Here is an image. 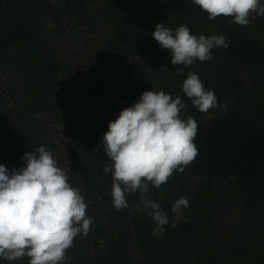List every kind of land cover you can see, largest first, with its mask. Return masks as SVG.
<instances>
[{
	"label": "trees",
	"instance_id": "obj_1",
	"mask_svg": "<svg viewBox=\"0 0 264 264\" xmlns=\"http://www.w3.org/2000/svg\"><path fill=\"white\" fill-rule=\"evenodd\" d=\"M88 1L0 0V70L11 67L18 73L17 95L9 81L0 75V86L7 89L6 93L0 94V164L9 172L13 169L12 162H19L24 155L29 144L25 135L36 129L35 119L42 114L56 113L65 105L61 86H67L69 82L63 76L64 65L49 41L42 15L45 13L53 30H60L65 17L86 15ZM100 1L103 4L100 12L112 23L114 30L108 45L97 52V57H102L105 64L114 65L115 50H140L141 56L157 69L163 67L168 84H174L177 94L184 93L182 82L189 72L197 73L205 88L215 91L217 100L222 98L225 88H229L230 93L237 92L241 81L233 68L229 74L224 73L208 84L197 60L187 68L171 64L170 51L162 49L151 35L156 23H164L165 27L169 23L173 30L186 24L195 35L215 31L217 35L228 37L229 47L220 48L224 63L234 68L260 64L261 77L264 78V42L261 41L264 16L251 20L247 26H240L232 17L218 16L209 20L208 14L192 0H169L170 19L166 24V8L162 0ZM181 68L183 75L178 74ZM96 75L97 78L84 90L92 112L69 105L61 118L69 137L82 150L83 158L95 162L92 166L84 164L79 151L67 147L76 163L74 171L85 189L86 216L93 218L88 234H92L96 248L93 256L87 251L89 259H83L79 255L81 247L77 236L72 248L78 253L70 264H264V255L254 253L249 247L253 236L264 232V118L249 117L243 109L231 106L226 112L205 121L203 117L209 110L201 112L190 105L191 101L186 102L188 108L181 112V118L191 116L198 124L194 139L198 155L184 172L174 171L159 189L149 182L145 193L168 216V224L158 226L142 206L137 209L141 205L136 204L137 194H129L135 204L132 215L113 213L102 206L106 202L116 211L109 187L102 177L109 175L103 172L105 164H111L101 143L103 134L108 130L109 121H114L121 109L131 107L142 92H154L155 74L147 66L138 64L110 78L99 72ZM6 96H10L11 104L6 102ZM8 114L13 131L10 130ZM221 188L226 191L215 204L212 195ZM232 192L247 215L233 226L232 232L238 234L234 239L225 238L210 227L229 210L230 199L226 195ZM182 194L192 197L184 219L171 211L172 203ZM254 211L257 212L256 223ZM157 227L159 234L155 232ZM129 231L141 253L137 263L131 258L127 240ZM192 237L204 240L208 251L192 256L188 262L184 255L177 259L176 252H183ZM99 241L104 247H99ZM0 264H16V261L0 258Z\"/></svg>",
	"mask_w": 264,
	"mask_h": 264
},
{
	"label": "clouds",
	"instance_id": "obj_2",
	"mask_svg": "<svg viewBox=\"0 0 264 264\" xmlns=\"http://www.w3.org/2000/svg\"><path fill=\"white\" fill-rule=\"evenodd\" d=\"M192 2L208 14L209 20L232 17L235 24L247 26L264 16L261 0ZM151 35L162 49L170 51L171 64L185 68L196 60L210 61L214 48H227L230 43L223 34H192L186 24L173 30L156 23ZM178 74H184L183 68ZM182 90L201 112L216 107L227 110L195 72L187 74ZM187 108L180 96L173 98L163 90H148L109 121L101 143L111 164H105L103 172L111 175L112 203L117 211L128 207L126 194L147 192L149 182L159 189L174 171L184 172L196 158L198 124L191 116L181 118ZM21 158L25 166L19 170L9 172L0 164V258L12 262L27 256L28 264H64L66 250L74 239L87 236L91 229L93 218L86 216L88 205L79 189L68 183L66 172L57 166L45 145ZM141 206L154 224H168V216L159 204L142 198ZM187 207L188 200L180 197L172 203L171 211L179 216Z\"/></svg>",
	"mask_w": 264,
	"mask_h": 264
},
{
	"label": "rangeland",
	"instance_id": "obj_3",
	"mask_svg": "<svg viewBox=\"0 0 264 264\" xmlns=\"http://www.w3.org/2000/svg\"><path fill=\"white\" fill-rule=\"evenodd\" d=\"M162 5L166 8V24L169 22V0H162ZM264 2V0H261ZM103 4L100 0H89L86 9L87 13L83 17H78L75 14H71L65 17L60 24V30H53L52 24L45 16L42 15V23L48 29L49 41L55 46L57 55L61 62L63 63V76L68 80L69 84L66 86L63 84L61 86V92L65 95V105L64 107L57 111L56 113H46L39 115L35 119L36 129L33 131L26 132V139L29 144L26 145L25 152L35 151V149L41 145H45L47 149L52 153L57 166L64 170L68 177V183L79 189L81 195L84 197V186L81 184L77 173L74 171L76 166L75 160L72 155L68 152L67 147L71 149H76L79 151L80 156L84 164L92 166L94 161L87 158L84 159L82 156V150L73 143L69 137L65 127L61 122L62 115L65 109L69 105H76L86 112H92V108L85 98L84 90L87 89L89 83L93 82L96 78V72L110 78L111 76H116L119 72L127 71L130 66L134 65H145L150 68L155 74V89L154 92L163 90L165 93L170 94L173 98L180 96L182 100L186 103L190 100L185 96L184 93L177 94L174 91V84L169 85V79L165 75L164 69H157L153 66V63L147 61L146 58L142 57L140 50L136 52H129L128 49L115 50L113 52V66L105 64L106 61L101 57H97V52L99 53L104 47L108 45V41L111 34L114 32L112 23L107 20L100 12ZM42 8V4L40 5ZM169 28V23L167 24ZM208 36L211 34H216L215 31H210L209 33H203ZM261 41L264 42V36L261 37ZM213 59L206 62H201L197 60L203 67V77L208 84H212L215 79L219 76L227 75L230 73L231 68L236 70L239 79L241 81L239 90L235 93H230L229 88H225L222 91V98L218 100L220 105H226L227 109L231 106H237L244 110V112L249 117L262 116L264 118V78L261 77L262 65H255L253 67H231L224 63L222 56L220 55V48H214ZM105 64L104 66H102ZM0 75L11 84L13 91L17 95L18 90L16 87L18 73L11 67H5L0 70ZM7 89L4 86H0V94L6 93ZM6 102L11 104L10 96H6ZM190 105H192L190 103ZM224 111L220 107L210 108L209 112L203 117V120H208L215 117ZM2 116V115H1ZM8 123L10 130H14L11 122V116L8 114ZM26 141V140H25ZM26 141V142H27ZM25 166V161L21 158L19 162H12V167L19 170L21 167ZM99 168V165H96ZM103 180L109 187L111 192V175H102ZM226 191V188H221L215 191L212 195V200L216 204L221 194ZM137 194V203L140 204L142 198L152 201V198L147 193L136 192L131 195ZM181 197H185L189 203L192 201V197L188 194H182ZM230 199V208L227 210L221 218L215 220L214 226L218 231V234L224 236L225 238L234 239L237 237V233L232 232L233 226L239 224L243 218L247 217L241 202L237 199L235 192L231 195H226ZM126 200L128 207L120 211H114V209L109 206L108 203L104 202L102 204L103 208L117 212L120 214L132 215L133 208L135 207L134 201L129 194H126ZM86 202V201H85ZM87 203V202H86ZM88 204V203H87ZM113 204V203H112ZM141 209V205L137 207ZM257 212H253L254 223H256ZM187 214L185 209H182L181 219L186 218ZM212 230V229H211ZM155 232L159 234L160 229L157 227ZM81 250H79V255L83 259H89L88 253L93 256L95 253V240L92 234L87 236L80 235L77 237ZM130 254L134 263H137L141 259V253L138 248V244L134 239V235L131 231L128 233L127 237ZM99 247H104L100 245ZM74 246V244L72 245ZM71 246V250H66L67 259L64 264H70L71 260L78 253L74 251ZM249 247L256 254L264 255V232L253 236L251 244ZM83 248V250H82ZM208 251V246L206 242L200 237H192L186 244L184 251H177V259L185 258L188 262L189 258L192 256H200ZM25 256L22 260L16 261V264H27Z\"/></svg>",
	"mask_w": 264,
	"mask_h": 264
}]
</instances>
